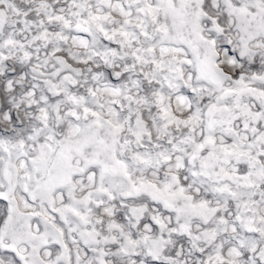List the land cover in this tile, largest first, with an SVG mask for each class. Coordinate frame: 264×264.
<instances>
[{"label":"snow or ice","instance_id":"1","mask_svg":"<svg viewBox=\"0 0 264 264\" xmlns=\"http://www.w3.org/2000/svg\"><path fill=\"white\" fill-rule=\"evenodd\" d=\"M0 264H264V0H0Z\"/></svg>","mask_w":264,"mask_h":264}]
</instances>
